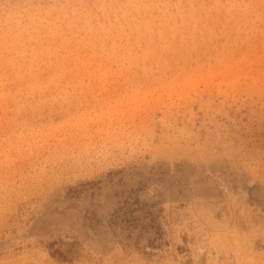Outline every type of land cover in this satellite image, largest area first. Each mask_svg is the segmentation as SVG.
I'll list each match as a JSON object with an SVG mask.
<instances>
[{"label":"rangeland","instance_id":"rangeland-1","mask_svg":"<svg viewBox=\"0 0 264 264\" xmlns=\"http://www.w3.org/2000/svg\"><path fill=\"white\" fill-rule=\"evenodd\" d=\"M0 264H264V0H0Z\"/></svg>","mask_w":264,"mask_h":264}]
</instances>
